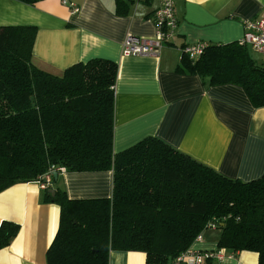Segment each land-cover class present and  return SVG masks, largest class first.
Returning a JSON list of instances; mask_svg holds the SVG:
<instances>
[{
  "label": "trees",
  "instance_id": "obj_1",
  "mask_svg": "<svg viewBox=\"0 0 264 264\" xmlns=\"http://www.w3.org/2000/svg\"><path fill=\"white\" fill-rule=\"evenodd\" d=\"M35 35L32 25L0 26V192L43 180L51 165L112 172L111 195L100 198H69L52 177L42 200L59 206V221L46 264H108L112 250L171 264L213 222L216 247L255 252L264 264V172L231 179L154 136L114 153L117 64L91 58L46 72L32 62ZM176 70L239 85L253 107L264 106V63L239 41L207 43L195 59L182 53ZM18 230L0 222V249Z\"/></svg>",
  "mask_w": 264,
  "mask_h": 264
},
{
  "label": "crops",
  "instance_id": "obj_2",
  "mask_svg": "<svg viewBox=\"0 0 264 264\" xmlns=\"http://www.w3.org/2000/svg\"><path fill=\"white\" fill-rule=\"evenodd\" d=\"M39 0L27 4L0 0V26L32 25L33 64L59 74L77 62L104 58L117 64L114 84L113 152L154 136L218 173L242 181L264 172V106H252L243 88L208 85L200 76L176 70L182 47L195 42L239 41L243 22L264 16V0H174L177 27L156 55L123 56L126 35L152 37L159 0ZM251 50V49H250ZM257 63L263 58L251 50ZM51 186L72 199L109 197L112 172L57 174ZM36 182L0 192V222L19 224L10 244L0 249V264H46L45 251L59 221V206L42 200ZM217 229L195 244L216 247ZM220 264H258L257 253L234 252ZM108 264H145L141 251L112 250Z\"/></svg>",
  "mask_w": 264,
  "mask_h": 264
},
{
  "label": "built area",
  "instance_id": "obj_3",
  "mask_svg": "<svg viewBox=\"0 0 264 264\" xmlns=\"http://www.w3.org/2000/svg\"><path fill=\"white\" fill-rule=\"evenodd\" d=\"M61 2L69 5L73 11L76 10V7L67 0H61ZM152 20L155 26L154 35L148 38L126 35L121 43L123 56L156 55L163 44L173 38L177 27L174 0H159V5L153 12ZM239 42L261 55L264 63V16L259 19H247L243 22V34ZM206 45V42L201 41L185 45L182 47V53L190 59H195L202 53ZM54 171L58 174L65 170L63 167L51 165L42 175L43 180L35 181L40 189L45 190L51 184L52 172ZM208 229H216V224L214 222L209 223L203 231L195 236L193 242L171 261V264H205L206 261L220 264L227 259H232L234 252L225 248L200 249L195 247V244L202 240L203 232Z\"/></svg>",
  "mask_w": 264,
  "mask_h": 264
},
{
  "label": "water",
  "instance_id": "obj_4",
  "mask_svg": "<svg viewBox=\"0 0 264 264\" xmlns=\"http://www.w3.org/2000/svg\"><path fill=\"white\" fill-rule=\"evenodd\" d=\"M52 177H53V180L55 181L56 180V177H57V172H52ZM48 191L50 192V193H53V189H51V188H49L48 189Z\"/></svg>",
  "mask_w": 264,
  "mask_h": 264
}]
</instances>
